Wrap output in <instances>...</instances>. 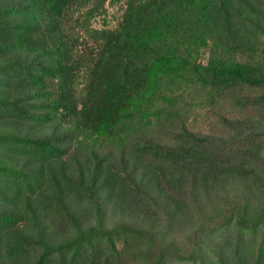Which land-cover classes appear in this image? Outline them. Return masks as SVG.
Instances as JSON below:
<instances>
[{"label": "trees", "instance_id": "trees-1", "mask_svg": "<svg viewBox=\"0 0 264 264\" xmlns=\"http://www.w3.org/2000/svg\"><path fill=\"white\" fill-rule=\"evenodd\" d=\"M105 2L0 0V264H264V0Z\"/></svg>", "mask_w": 264, "mask_h": 264}, {"label": "rangeland", "instance_id": "rangeland-1", "mask_svg": "<svg viewBox=\"0 0 264 264\" xmlns=\"http://www.w3.org/2000/svg\"><path fill=\"white\" fill-rule=\"evenodd\" d=\"M106 12L104 14H100L95 16L91 20V25L93 27L99 28L102 26L107 27H114L118 23V21L121 19L124 7H125V0H118L116 2H110L109 0H106L105 4ZM198 127H205L206 123H201Z\"/></svg>", "mask_w": 264, "mask_h": 264}]
</instances>
